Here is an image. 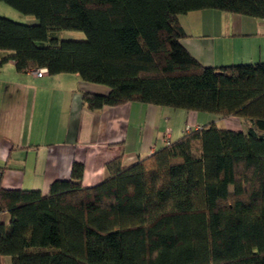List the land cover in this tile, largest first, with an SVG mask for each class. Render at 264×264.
<instances>
[{"label":"trees","instance_id":"obj_1","mask_svg":"<svg viewBox=\"0 0 264 264\" xmlns=\"http://www.w3.org/2000/svg\"><path fill=\"white\" fill-rule=\"evenodd\" d=\"M0 67L76 74L109 88L89 111L141 103L236 118L208 124L84 187L83 165L39 190L0 187V259L11 264H264V62L200 65L179 17L214 10L264 20V0H0ZM59 31L83 33L62 40ZM8 216L5 224L1 217Z\"/></svg>","mask_w":264,"mask_h":264},{"label":"crops","instance_id":"obj_2","mask_svg":"<svg viewBox=\"0 0 264 264\" xmlns=\"http://www.w3.org/2000/svg\"><path fill=\"white\" fill-rule=\"evenodd\" d=\"M179 23L181 46L204 67L264 62V20L206 10L181 15ZM84 92L106 95L109 88L76 74L36 78L17 72L11 60L0 67L1 188L45 194L54 181L69 178L74 162L83 165L82 185L93 187L107 177L109 161L121 158L127 166L142 160L165 147L167 133L174 142L208 124L220 128L204 113L141 103L89 111ZM236 120L234 128L223 129L245 132ZM1 220L7 224L8 216Z\"/></svg>","mask_w":264,"mask_h":264},{"label":"rangeland","instance_id":"obj_3","mask_svg":"<svg viewBox=\"0 0 264 264\" xmlns=\"http://www.w3.org/2000/svg\"><path fill=\"white\" fill-rule=\"evenodd\" d=\"M0 17L9 19L15 23H20V24H31L35 22L34 17L25 16L2 2H0ZM54 35L59 41H62V40L84 41L85 40V36L83 33L75 32V31H59V32H56ZM233 63H237V62H233ZM202 115L207 116L206 121L208 122L214 121L220 127V129H223L224 127L234 128L236 125H238V121L236 119H233V120L220 119L219 116L213 115V114H202ZM187 130H189L188 127L185 128V131Z\"/></svg>","mask_w":264,"mask_h":264},{"label":"built area","instance_id":"obj_4","mask_svg":"<svg viewBox=\"0 0 264 264\" xmlns=\"http://www.w3.org/2000/svg\"><path fill=\"white\" fill-rule=\"evenodd\" d=\"M31 72V74L36 77V78H42L44 77L46 74H47V70L44 69V68H39V69H36L34 71H29ZM168 133H167V138L165 140V145L169 143V140H168Z\"/></svg>","mask_w":264,"mask_h":264}]
</instances>
